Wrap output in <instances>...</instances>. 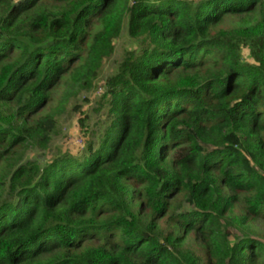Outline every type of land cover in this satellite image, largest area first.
<instances>
[{
    "label": "trees",
    "instance_id": "16d2710c",
    "mask_svg": "<svg viewBox=\"0 0 264 264\" xmlns=\"http://www.w3.org/2000/svg\"><path fill=\"white\" fill-rule=\"evenodd\" d=\"M56 1L0 0V264H202L189 235L205 264H264L228 224L237 207L264 219V0ZM125 14L140 43L107 80L96 146L18 161L54 129L50 89L66 73L65 94L90 87Z\"/></svg>",
    "mask_w": 264,
    "mask_h": 264
},
{
    "label": "rangeland",
    "instance_id": "374dc122",
    "mask_svg": "<svg viewBox=\"0 0 264 264\" xmlns=\"http://www.w3.org/2000/svg\"><path fill=\"white\" fill-rule=\"evenodd\" d=\"M16 1V0H15ZM125 0H121L123 3ZM43 7L54 12L64 10L66 3H60L56 0H42ZM132 0H129V4ZM128 4V5H129ZM258 19V20H257ZM260 21L258 11L249 15L237 17H228L222 23L223 28H232L239 25L250 24L254 21ZM128 18L125 14L123 25L120 34L116 37L113 43L112 53L103 60L98 71L96 79L90 87L83 88L77 92H68L65 94L67 85L70 80V75L65 74L59 82L50 89L48 102L42 107L38 113L39 116H44L49 113L55 115V126L49 135V139L44 146L31 144L26 148L18 151V161L30 159L40 166L46 165L54 157L61 153H71L75 156H83L86 154L89 146L95 147L99 137L102 135L106 125L108 124V106H107V80L117 70L120 62L123 59L124 53L128 49L137 48L140 39L129 35L127 29ZM101 29L100 23L96 18H93L88 26V33L85 46L87 47L92 36ZM242 58L247 61H252L249 55V50L243 47L241 50ZM12 63V59H9ZM5 62V63H6ZM140 200H137L135 206L141 205ZM139 204V205H138ZM244 212V209L236 208L235 212L230 214L228 219L230 238L235 241L239 238L249 236L262 243L257 249L264 250V219L251 218L245 224H240L237 221V216ZM156 227L159 230L165 228V224L161 219H156ZM187 247L198 254L205 264L206 256L202 243L198 238L187 236L186 241L181 246ZM262 257L259 259V261Z\"/></svg>",
    "mask_w": 264,
    "mask_h": 264
}]
</instances>
